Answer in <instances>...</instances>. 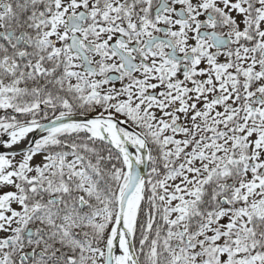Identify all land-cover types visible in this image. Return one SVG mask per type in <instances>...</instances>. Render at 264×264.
<instances>
[{
    "label": "snow or ice",
    "instance_id": "1",
    "mask_svg": "<svg viewBox=\"0 0 264 264\" xmlns=\"http://www.w3.org/2000/svg\"><path fill=\"white\" fill-rule=\"evenodd\" d=\"M0 264H264V0H0Z\"/></svg>",
    "mask_w": 264,
    "mask_h": 264
}]
</instances>
